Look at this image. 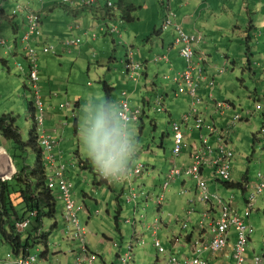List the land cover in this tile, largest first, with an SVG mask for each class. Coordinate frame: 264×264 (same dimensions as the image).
I'll list each match as a JSON object with an SVG mask.
<instances>
[{"label":"rangeland","instance_id":"obj_1","mask_svg":"<svg viewBox=\"0 0 264 264\" xmlns=\"http://www.w3.org/2000/svg\"><path fill=\"white\" fill-rule=\"evenodd\" d=\"M81 1L82 0H75V3L77 4L76 7H79ZM102 1L105 2L103 9L106 10L107 1ZM114 1L117 3H128L137 8L131 13L132 19L129 21L122 20V14L120 11H118V14H115L116 20L113 25L118 26L119 30L124 34L123 37H120L118 34L113 37L105 36L107 35L106 32L101 31L98 27V31L89 29L91 30V34L92 32L98 33V37L94 41H87L82 33L87 30L86 28H91V25L82 24L83 29L79 31L80 36L78 35L82 40L79 46L66 45L65 43L61 44V47L67 50H71L74 47H81L80 49H82L84 53L80 62H75L76 54L73 56H67L66 54L58 55L57 52V54L50 53V55H47L54 61L60 60L62 56L64 57V60L61 62L62 66L58 67L59 69H56L55 71V74L57 73L55 76L58 78L56 84L58 96L61 97L63 102L70 101L72 104L71 109H61L60 103L56 105L60 110V113L64 115L65 123L68 125V128H66L68 131L62 135V139L65 137V140L67 141L63 147V151L65 152V158L63 161L67 165L66 177H70L72 172L71 169H74L71 167L74 161L76 166L73 170L74 172H72L71 178L72 180L77 179L81 181V184L73 187V196L76 197V201L78 200L82 203L83 192L90 194V199H88L87 203L94 216V220H92V218H88L89 215L81 213L79 216L80 224L83 227L88 226L87 238L88 241H90L91 250L105 258L107 264H120L117 259L119 248H115L114 244L117 243L123 246L121 249L123 252L130 250L129 244L131 242H129L128 238L133 233V227L131 224H127L124 220L125 216L128 214V212L125 211V205H128L127 196L125 199H121V201H123L122 207L124 210L120 220L121 232L116 230L114 217L119 208L118 206L115 207L116 205L112 197H110V195L113 194H110L109 185L106 183L100 184V179L103 176V174H100L101 170H103V172H116L124 162V159L122 160L123 157H121L108 162L106 165L99 166L103 160H108L111 156V135L103 122L104 107L107 106L110 116L115 122V133L118 135L117 146L120 145L122 140V133H126L129 147L132 151H135L136 156H139L137 160L141 161L143 165L150 164L152 162L150 158L154 155V152H157L162 159L161 167H168V159L173 157L172 150L174 148V132L170 122L173 120L180 122V112L183 113L184 111L186 112V110H189L191 104V97L185 93L180 94V96L184 95L187 98V106L181 100H178L176 102L177 111L173 112L171 117L167 113L158 112L155 109V104L150 107H144L145 112L143 120L139 123L129 122L126 127H123V123L120 120L116 121L114 119L119 99H116L115 91H112L108 97L104 90V85L108 84L109 87L112 88L113 83L109 82L113 80L114 76L119 77V75H121L124 78H128L122 62L126 56L127 49L123 47L122 44L126 43L131 45L134 48L137 59L145 63L148 62L149 59L143 61L142 52L148 38H164V35H166L167 38L172 36L173 40L171 39L170 42L171 44H174L175 39L178 37L176 32H171L173 31L171 29L173 27H169L168 30L163 31V37L162 34L158 35L162 26L163 12L165 11L159 2L160 0ZM198 1L199 6L204 3L205 7L201 9L200 15L202 14V16L196 18V32L202 33L204 36L200 48L209 56L208 62L214 72L213 74L211 73V76H213L216 81L214 87V100L231 102L240 111L253 109L256 104L255 98H259L258 95H255V91L259 88L261 90V88L264 87L263 65H258V60H261L260 56L262 50H264V35L260 33L261 30L264 31V1ZM4 2L5 0H0V6L5 4ZM18 2L30 6L33 10L40 8L38 2H40V4H45V2H47V4L55 2L56 5L54 6L56 7L55 11L57 12H65L67 9L61 5L63 4L62 0H35V2L34 0H16V3ZM100 6L101 2L95 7ZM173 9L176 11L175 7H173ZM10 11H12L11 14H13L14 9H10ZM19 13H21V11H19ZM83 15H85L87 21H94V23L97 21L96 13L90 9L85 11ZM0 21V35L3 34L2 36L7 39L9 45L3 46L0 44V113L1 115H12L16 118V125L20 129L22 138L25 142H28L30 141L31 132L35 128L34 119L30 116V105L33 103L34 97L31 90H27L29 100L24 97V86H27L28 84L32 89V85L29 83L25 75L19 74L21 72L16 68V65L21 63L28 71L26 61L24 60L25 51L21 44V39L24 33H16L12 22L3 19L2 10H0ZM67 22L65 36L63 35V37L57 42L49 41L50 43L48 42V44L50 46H55V44L59 43L62 39H68H64L67 36V26L77 24L78 22L82 23V20L73 21L68 16ZM41 28L42 27L39 28V31L42 33ZM184 30L187 33L189 32L185 27ZM70 31L71 29L69 28V32ZM166 31L169 33L166 34ZM44 34L45 33H42V35ZM87 44L95 46V51H91L90 46L86 47ZM17 48L20 50V55L16 56V52H18ZM179 49V45L175 46L173 53L177 52ZM146 55L147 54L145 53V56ZM3 59L8 61L9 65L3 63ZM262 60H264V58ZM56 64H59V62ZM147 64L154 65L152 62ZM223 67L226 68V72L222 75H218L217 69ZM8 68H11V72H9ZM51 74L52 73L49 75V79H51ZM45 79L47 80L48 77H44V80ZM38 84L41 88L42 95V79ZM203 88H206L207 92L210 90L209 87ZM112 93L114 96H112ZM175 96L176 94L173 97L176 98L177 96ZM79 99L81 100L84 113H90L91 115H88L87 118H83L82 114L79 115L81 120L76 129L75 119L71 117L69 113L73 110L74 104L77 103V100ZM175 100H177V98ZM76 112L77 109H75V113ZM67 114H69L68 118L65 117ZM214 115L218 118L217 114L214 113ZM232 117L233 112L231 114L227 113L226 118L232 119ZM217 122L220 123V121ZM262 122L263 115H261V113L257 114L256 117L252 118L250 121L238 122L235 136L232 138V146L235 154L233 179L235 182H242L243 179H248V192L252 190L251 188L257 172L264 168V146L258 142L254 144L253 137V134L259 133L262 127ZM143 126H145L144 132L140 134V128ZM44 127H46V123H44ZM238 132L240 135H237ZM135 138L141 140V142L135 141ZM7 145L14 149L13 142L10 141ZM102 147H106L107 150L101 151L100 149ZM77 152L81 155L80 160L79 157L77 160L74 157ZM128 154L129 153H126V155ZM13 156L18 171L26 166L32 168L37 163V154L33 151H29L24 160L19 158L16 151H14ZM184 159H186V155L182 154V156L176 160V163L181 164ZM59 161L63 162L62 160ZM81 161H89L86 168H82ZM159 171H161L160 167ZM85 176H87L88 181H84ZM115 178L116 177H111L110 182ZM135 179L137 178L131 179L130 187H135V189H133L140 192L139 189L142 187L139 184L141 182L136 184L134 183ZM185 179L186 176H183L176 181L181 183V180ZM123 182L128 183L127 180ZM10 184L12 185L13 197H15L17 187L14 178L10 180ZM119 187L120 186L117 188L118 193H120ZM125 188L126 190L128 189L127 187ZM171 188L172 186L170 189ZM107 191H109V194L104 195ZM1 193L2 188L0 181V204ZM130 193L131 190L128 194L130 195ZM220 193L221 195L224 194L227 196V199H229L231 197L230 194H232V196L235 197L236 206L237 203L239 205L237 208L239 209L240 207L239 211L241 213L244 212L246 208V200L241 197L242 192L240 190H227L224 185L221 184ZM95 200L98 201V204H96ZM57 206L58 209L55 217L47 218L42 229V235L45 236V239H48V244H36L30 251L32 254H36L39 257L41 264H75V252L80 250V246L79 243L68 244L63 240L64 238L70 237L72 233L67 231V227L63 221L62 202L58 200ZM20 207L21 205L18 204L17 208L19 209ZM98 211H100V214H97ZM248 220L254 226L253 241L255 243L257 239V243L260 245L258 247V253L264 254V248H262V246H264V196L258 197L255 209ZM55 223H58L59 227L54 229L53 226ZM60 230L64 234L63 238L60 237ZM104 236H108L112 238V240L104 242ZM234 236L235 230L232 231L231 237L233 238ZM0 245L1 251H7L8 247L6 245ZM137 246L134 245V250L132 252L135 254L136 264H154L155 258L158 256L157 250L152 249L153 251L149 253L144 244H138ZM47 250L49 251V260L42 261ZM56 252L58 253L55 254ZM258 253L256 252V254ZM101 257H97L94 260L96 261V264H103V259H101Z\"/></svg>","mask_w":264,"mask_h":264},{"label":"built area","instance_id":"obj_2","mask_svg":"<svg viewBox=\"0 0 264 264\" xmlns=\"http://www.w3.org/2000/svg\"><path fill=\"white\" fill-rule=\"evenodd\" d=\"M65 3L75 4V0H63ZM84 4L90 6L99 3V0H82ZM108 7L113 8L114 3L108 1ZM41 16L35 12H29L27 18V25L25 34L22 38V43L25 46L26 54L30 63V70L28 79L32 85L34 93L35 108L37 111L36 124L39 129V144L43 146L45 167L49 172L47 178L48 187L57 192V198L63 205V221L66 224L67 231L72 233V239L78 241L80 250L75 252V264H94L95 257L91 254L89 249V241L87 238L88 230L80 224L78 211L82 207L76 208L75 200L72 196L73 185L66 177L67 165L59 161L55 149L59 146L61 140L59 138L49 135L44 127L46 121L47 108L41 100V88L39 86V52L33 47L32 42L34 38L40 35ZM173 27L178 34L174 44L180 46V56L185 60L186 67L183 71L177 72L173 75H164V80L172 81L176 85V96L180 94H188L191 97V104L189 110L183 113L180 122H173L172 129L174 132V148L172 150L173 161L172 167L166 175L162 187V194L157 198V203L162 205L164 202V193L168 187L178 178L186 176L187 179L195 182L198 190V196L190 197L188 199L189 207L183 218H175L176 222L180 224L183 229L189 226L191 216L196 213V206L201 202L205 209L201 212L200 228L210 231V238L207 242L198 239L194 242L195 256L194 258L181 259L170 251H168L161 243L157 236L159 229V222L150 224L148 228L153 229L154 240L153 246L159 255L166 257L168 264H211L207 260L201 258L203 251L209 250L213 254L225 252L232 245V259L233 264H264V255L254 254L251 258L247 257V249L249 246L250 237L254 229L248 223L247 217L250 215L252 208L258 201L259 196L264 195V168L259 170L256 174L255 181L252 185V190L248 192L246 197V208L243 213L239 211L235 205V197L231 195L229 199L223 197L217 192L211 191L210 183L205 172L212 171L216 180L226 183L233 182V161L234 152L232 149L231 136L233 129L237 122L243 121L245 118H251L255 113L264 110V96L255 104V107L243 112H235L232 119L228 120L224 127H220L216 122H209L206 114L201 109L204 106V98L200 94L203 84L210 88L208 93V101L215 107V113L221 117L226 118L227 112L233 109L230 102L215 101L214 99V85L215 79L207 74V69L210 66L208 62V55L206 52L199 48V45L204 40L202 33L188 34L185 32L183 26L176 22V14L168 10L163 22V29L166 30ZM80 27L77 26L76 29ZM106 30V29H102ZM110 34L120 33L118 26L112 25L107 28ZM87 31L86 34H89ZM264 35V31L260 32ZM94 39L98 37L97 34L92 35ZM81 38H74L65 40L66 45L79 46ZM5 40H0V44L4 45ZM56 48L54 46L46 45L42 48L45 54L54 53ZM169 63L167 54L156 55L152 62ZM124 68L127 75L133 82H139L145 65L136 60L134 51L131 47L128 48V54L124 60ZM20 69H22L19 66ZM226 68L217 69V74L222 75ZM123 98L117 111V118L125 126L129 122L140 121L143 109L142 106L132 107L124 91ZM164 97L158 96L155 100L157 111H164ZM206 105V104H205ZM61 108H71V103L67 102L61 105ZM183 127H188L191 130H200L205 133L201 134L198 145L193 149L191 156V163L188 165H179L176 160L182 156L187 150L186 133ZM264 136V129H263ZM215 140L213 144L210 139ZM126 135H123V143L111 157L104 161H114L128 152L129 146L125 141ZM146 172V166L142 163L134 165L131 169L127 166H122L113 175L117 181L127 180L131 185L132 178H138ZM104 172H102L103 174ZM13 175H6L5 180L10 179ZM112 177L110 173H104V178L109 179ZM246 188H248L246 186ZM182 195H188L189 190L183 188ZM138 194L131 188V193L128 197V202H137ZM146 201L152 200L148 195L144 198ZM213 210L218 211L216 217L213 216ZM145 217V215H144ZM135 219H130L128 222L134 224ZM29 224V220L17 224L19 230H23ZM235 230L234 240L231 237L232 231ZM140 244H144L143 240H139ZM230 245V246H231ZM133 242L129 244V251H126L119 256L120 264H130L133 260ZM0 264H41L39 257L36 254H29L25 257H16L13 253H8L7 256L0 260Z\"/></svg>","mask_w":264,"mask_h":264},{"label":"crops","instance_id":"obj_3","mask_svg":"<svg viewBox=\"0 0 264 264\" xmlns=\"http://www.w3.org/2000/svg\"><path fill=\"white\" fill-rule=\"evenodd\" d=\"M106 1H108V0H106ZM112 1H114V0H112ZM162 1H165L166 3H170V5H172L173 7L176 8V11H175L173 9V7L171 6L172 9L177 14L176 21L178 23H180L181 25H183V27H185V29H188L189 34L195 33L197 31L195 21H196V18L198 16H202V14L200 15V12H201V9L205 7L204 3H202L199 6L198 0H191V1H188V0H167V1L166 0H160L159 1L160 4ZM263 1L264 0H261V2H263ZM34 2H35V0H34ZM114 2H116V1H114ZM4 3L5 4H2L0 6V10H2V17H5V18L9 19L10 22H12V24L14 25V30L16 31L17 34H20V33L23 34L25 31V25H26V15H27L26 9L27 8L32 9V8L28 5L23 4L22 2L16 3V0H5ZM18 5H22L23 8L21 10H24V11L26 10V12L23 11V12L19 13L17 17L12 19L11 15H10V13L12 11H10V9L15 10L16 6H18ZM38 5H40V8L36 9L35 11L42 13V28H41V30H42V33H45L44 35L41 34V37L38 38V40L34 42V45L38 46L39 48H41V45L43 42H49V41L57 42L60 38L63 37V35L65 36V27L68 24V22H67L68 16L73 21L82 20V23L78 22L77 24H71V25L67 26V32H66L67 36L64 39L75 38L78 35L80 36L79 31H81L83 29V25L84 24H86V25L90 24L91 28H86L87 30H85L82 34H85L84 38H86L87 41H89V40L94 41V39L91 38V35H86V32L91 31L89 29H94V30L98 31V27L101 30L102 27H104L106 24L113 25V23L115 22V19H116L115 14H118V11H120L117 5L114 9H108L106 7V10H104L103 7L105 6V2L102 0H101V6L100 7H95V5H93V6H86L85 5L84 6L81 2L79 4V7H76L77 4L74 7H72L71 5L66 4L63 1V4H61V5L65 8H67L65 12L55 11V8H56L54 6V5H56L55 2H52L50 4H47V2H45V4H43V3L40 4V2H38ZM127 5H129V4L121 2L122 8H125ZM88 9H90L91 11L96 13V20L97 21L95 23H94V21H87L85 19V15H83V13H85V11H87ZM164 14H165V12H164ZM162 22H163V20H162ZM76 25H79L80 28L76 29L75 28ZM73 26L75 29L71 30L69 32V28L70 27L73 28ZM171 29L173 30L171 32L175 33L174 29L173 28H171ZM92 33H96V32H92ZM167 33H169V32L166 31V34ZM161 34L163 37L164 32L162 30V26H161V29H160L158 35H161ZM105 36H110V35H105ZM123 36H124V34L122 32V37ZM171 39L173 40L172 36H169L167 38L166 35H164V38H159V37L148 38L145 42L146 45H145V48L142 52V57L144 59L143 61H147L149 59V61L145 62V63H150V60H152L156 54H161V53H167L168 54V56L170 58V63L159 62L156 64V63L152 62L154 65L146 64V66L144 68V72H143L144 74L142 76V79L138 83L131 81V79L129 78L128 75H127L128 78H124L121 75H119V77L118 76L113 77V80L109 83H113L112 88H111V92L115 91L114 92L115 97L117 100L119 99L117 104H119L120 101L123 98H125V96L123 95V92L126 91V93H127L126 97L129 99L131 106H133V107L134 106H143V109L146 106L150 107L152 105H155V99L158 95L165 96V98H164L165 111H163V113H167L170 117L173 115V112L177 111L176 110V106H177L176 102L178 100H181L187 106V98L184 95H182L183 97L182 96H180V97L175 96L177 98V100H175L176 98L173 97L175 95L173 93L176 90V85L172 81L169 82V81H165L163 79L164 74H166V73L173 74L176 72H180V71L184 70V68H185V62H184V59L180 56L179 50L177 52L173 53L175 46H174V44H171V42H170ZM62 41H63V39L59 43L55 44V46L58 45L57 46L58 55L66 54L67 56H73L74 54H76L75 62L76 63L80 62L82 60V55L84 53L82 51V49H80L81 47L80 48L74 47L71 50H67V49L61 47V44H63ZM89 46L91 47V51H95V46H91L90 44L86 45V47H89ZM74 49H77V50H74ZM17 51L18 52H16V56L20 55V50H18V48H17ZM145 53L147 54L146 56H145ZM24 55H25V53H24ZM135 57H137L136 54H135ZM263 58H264V50H262V53L260 56L261 60H258L259 61L258 65H264V60H262ZM24 60L26 61L25 57H24ZM62 60H64L63 56L60 60L54 61L53 59H51L50 57H48L47 55H44L42 53H41V57H40V61H41L40 62V80L42 79V85H41V87H42V101L45 104V106L47 107V113H46L47 118L45 121V123H46L45 129L49 133V135L56 137V138H59L61 140L59 146L55 149V153H56L58 159L63 161V159L65 158V152L63 151V147L65 145V142H67V141L65 140V137H64V139H62V135H64L63 133L68 131L66 129V128H68V125L65 123L64 115L62 113H60V110L56 106L58 103H60V105H61L64 102L61 100V97L58 96V91L56 90V87H57L56 84H57L58 78L55 76L57 74V73L55 74L56 69H59L58 67L62 66V63H61ZM123 60H122V62H123ZM4 61H5L6 65H9L8 61H6V60H4ZM57 62H59V64H56ZM26 64H27V67L29 69V65H28L27 61H26ZM123 68H124V63H123ZM8 69H9V72H11V68H8ZM24 69H25V67H24ZM262 69H263V75H264V67ZM25 71H26V73L28 72L26 69H25ZM125 72L127 74L126 69H125ZM50 73H52L51 79H49ZM211 73L213 74L214 72L212 71V69L210 67V68H208V74H211ZM19 74H23V73H19ZM44 77L45 78L48 77V79L44 80ZM24 87H25L24 97L27 98V100H29L27 90L30 91L31 89H30L28 84H27V86L25 85ZM203 87H207V86L204 85ZM0 88H1V86H0ZM208 92H207L206 88L201 89V93H202L205 101L208 100ZM263 94H264V87H262L261 90L259 88L255 91V95H258V97L262 96ZM112 96H114V94ZM117 104H116V108H117ZM118 108H119V105H118ZM118 108L116 110V113L118 111ZM75 109H77L76 113H75ZM201 109L204 111V113L207 115V118L210 121L215 119V116L213 115L214 108L212 109L211 104L208 103V104L202 106ZM73 112L75 114H77L74 118L76 129L78 127L79 121L81 120V118H79V115L82 114L83 118L84 117L87 118L88 115H91L90 113H84L80 99L77 100V103L74 104L73 110L70 111L69 114L71 115V113H73ZM144 112H145V110H144ZM181 113L182 112H180V115L182 116L183 113L182 114ZM228 113L231 114V112H228ZM69 114H67L65 117L68 118ZM109 114H110V112H109ZM0 115H1V113H0ZM4 115H8V114H4ZM181 116H180V119H181ZM114 119L116 121H118L116 114L114 116ZM142 120H143V116L139 122H141ZM215 120L220 121V123H218V125L220 127H224L227 124L229 119L228 118L223 119V118L219 117V118H216ZM173 121H175V120H173ZM103 122L105 124V116H104ZM139 122H137V123H139ZM263 124H264V115H263L262 125ZM156 127H157V125H156ZM144 129H145V126L140 128V134H142L144 132ZM186 132H187L186 141L188 143V152L185 153L186 159H184V161L181 163V165H183V164L188 165L191 163V156L193 153V149L198 145L199 138L201 135L200 131H192L190 129L189 130L187 129ZM235 133H236V128L234 129V132L232 134V138H233V136H235ZM238 134L240 135L239 132L237 133V135ZM121 137L123 138V135H121ZM253 137H254V144H256L258 142V143L263 145L262 138H261V135L259 133L253 134ZM135 141L141 142V140H138L136 138H135ZM210 141L213 144H215V140L213 138L210 139ZM8 142H10V141L8 139H6L4 137V135L0 132V181L5 179L6 175H13L14 173H16V171H18L17 167H16V162H15V160L11 154L12 153L11 151L13 149L7 145ZM128 153H129L128 155H126L125 157L122 158V160L124 159V162L122 165L130 166V169H131L135 164L142 163L141 161L137 160L139 156H136L135 151H132L131 148H130V151ZM153 154L154 155L150 158V160L152 162L150 164H147L148 169H146L145 174L140 176L141 178L138 177L134 181V183H136V184L141 182L139 185H141V187H142L139 189L140 192L136 191V193L138 194L137 202L136 203L135 202H130V203L127 202L128 205H125V211L128 212V214L125 216V219H124L125 222L128 224V222H127L128 220L135 219V221H134L135 225L133 226L131 224L133 227V233L128 238L129 242H133V245L137 246L138 244H140V242H138V241L143 240L144 246H146L147 251L150 253L151 251H153L152 249H155V247H153L154 233H153V229L148 228V226L150 224H153L154 222H159V229L157 231V236L161 240L162 245L168 251H170L171 253H173L177 257H180L181 259L194 258V256H195L194 254H195V250H196L194 242L198 239H202L204 242H207L208 239L210 238V231L208 229L205 230V229L200 228L201 212L205 209V206L201 202L197 203L196 213L191 216V220H190V223H189L187 230H182L180 225L176 222L175 218L183 217L186 213V209L189 207L188 199L190 197L198 196V190L196 188L195 182L192 180H189L187 178L185 180H181V183H178L179 181H174L164 193L163 204L159 205L157 203V198L162 194V187H163L164 181L166 179V175H167L168 171L171 169L173 157L168 159V167H161L162 159L159 157L157 152H154ZM74 157L76 158V160L78 159V157H79V160L81 159V155L78 152L74 155ZM75 166H76L75 162L73 161V165L71 167L75 169ZM159 167L161 168V171H159ZM74 169H71L72 172H74L73 171ZM72 172H71L70 177L68 179L72 182L73 187L75 185L76 186L80 185L81 181H79L77 179L72 180V178H71ZM205 176L207 177V179L211 183V191H217L218 193H220L221 184H223V183H220L216 180L214 173L212 171L211 172L210 171L205 172ZM85 177H86V179H84V180L88 181L87 176H85ZM105 183L107 185H109V187H110V194H113V195H110V197H112V199L116 205L115 207L118 206V208H119L118 217H119V222H120L122 214L124 212L123 207H122L123 201H121V199H125L127 196H129L128 193L131 190V187H130L129 183H126L123 181H116L114 183L108 181ZM235 183H238V182H235ZM246 183H248V181H246L244 184H246ZM223 185H224L225 189L230 190L226 187L225 184H223ZM118 186H120L119 187L120 193L117 192ZM171 186H172V188L170 189ZM125 187H127L128 189L126 190ZM133 188L135 189V187H133ZM183 188H186L189 190L188 195H182L181 194V191ZM107 194H109V191H107L104 195H107ZM146 195L150 196L152 198V200L146 201L144 199ZM231 195L232 194H230V196ZM223 196L225 198L227 197L224 194H223ZM246 196L247 195L245 194V195H242L241 197L245 199ZM73 197H74V199H76L75 196H73ZM107 197H109V196H107ZM88 199H90V194L83 192V201H82L81 206H83L84 209H86L84 214L89 215L88 218H90V219L92 218V220H94L92 210H90V206L87 203ZM236 199H237V195H236ZM95 202H96V204H98L97 200H95ZM77 203H80V202L77 200ZM235 205H236V203H235ZM237 206H239L238 203H237ZM62 208H63V205H62ZM239 209H240V207H239ZM97 214H100V211H98ZM212 214L214 217H216L218 215V211L213 210ZM144 215H145V217H144ZM87 227L88 226H86V228ZM116 230L118 232H121L120 228L116 229ZM60 237H62V238L64 237V234L62 231L60 233ZM104 237H105V238H103L104 242L112 240V238H110L108 236H104ZM63 240H65L66 243H68V244H71V243L77 244L78 243V241H74L72 239V236L64 238ZM233 240H234V237H233ZM232 243L233 242H231L230 245ZM255 243H254L253 238H252L251 242L249 243L248 249H247V257L248 258H251L254 254H256V252L258 253V247L260 245L257 243V239H256ZM230 245L226 249L225 252H221L219 254H213L209 250L203 251L201 254V258L207 260L211 264H233L232 253H231L232 245L231 246ZM114 246H115V248H119V251L117 254V259L119 262L120 254L124 253L121 250L123 248V246H121L117 243L114 244ZM89 248H90L91 254L95 257V259L97 257H101L99 254H96L91 250L92 248L90 245V241H89ZM137 248H138V246H137ZM262 248H264V246H262ZM0 251H1V245H0ZM8 253H12V251L9 248H7V251L2 250L0 252V260L4 259ZM57 253L58 252H56L55 254H57ZM144 253H147V252H144ZM29 254H32V253L30 252ZM133 255H134V257H133V260L130 264H136L135 254H133ZM261 255H264V254H261ZM101 259H103V264H107V262H106L107 260L105 258L101 257ZM48 260H49V251L47 250V253L43 257L42 261H48ZM94 264H96V261H94ZM154 264H168V262H167V259L165 256L158 254V256H156V258H155Z\"/></svg>","mask_w":264,"mask_h":264},{"label":"trees","instance_id":"obj_4","mask_svg":"<svg viewBox=\"0 0 264 264\" xmlns=\"http://www.w3.org/2000/svg\"><path fill=\"white\" fill-rule=\"evenodd\" d=\"M218 2H223V0H217ZM118 6L121 17L123 21H129L132 19L131 13L137 8L133 5H127L125 8L121 7V3L115 2ZM12 19L15 18L11 14ZM4 20L9 21V19L3 17ZM12 21V20H11ZM1 28V21H0ZM0 35V40L7 39ZM200 48V45H199ZM201 49V48H200ZM180 51V49H179ZM5 63V61L3 62ZM6 64V63H5ZM104 90L108 97L111 93V88L105 84ZM31 106V117L34 119L35 128L31 132L30 141L25 142L20 134V129L16 125V119L12 115H0V132L4 137L14 144V151L18 153L20 159L24 160L29 151H33L37 154V163L34 167L26 166L22 170L17 171L16 175L13 177L16 181L17 190L15 192V197H13L12 185L10 180H1V204H0V244L6 245L16 257H25L31 251V248L39 243L48 244V239L42 235V229L47 218H54L58 209V198L57 192L48 187L47 178L49 175L48 170L44 165L43 157V146H40L38 142V130L35 122V109L33 103ZM107 106L104 107L105 125L111 135V152L115 151L117 148V134L115 133V122L108 112ZM12 150V156L14 151ZM101 151L107 150L106 147H102ZM14 158V156H13ZM82 168H86L89 161L82 162ZM101 167V165H99ZM147 166V165H146ZM129 167V166H128ZM101 174V173H100ZM86 179V177L84 178ZM85 181V180H84ZM249 180L243 179L242 182L238 183H226L228 189H238L245 195L247 189L245 188V182ZM71 182V181H70ZM107 181L100 179V184ZM72 183V182H71ZM246 183V184H248ZM73 191V189H72ZM73 196V192H72ZM264 196V195H263ZM74 199V197H73ZM75 200V199H74ZM76 203V208L82 207L78 211V216L81 213H85L82 203ZM21 205L18 209L17 206ZM257 204V202H256ZM255 204V206H256ZM252 208L250 215L247 217L248 223L253 227L252 223L248 220L251 217L252 212L255 209ZM119 210H117L114 220L115 228H120L119 222ZM29 220V224L21 231L18 229L17 224ZM179 224V223H178ZM180 225V224H179ZM59 224L55 223L53 228H58ZM181 227V226H180ZM188 228V227H187ZM183 229L182 230H187ZM253 234L250 237L252 240ZM90 249V248H89Z\"/></svg>","mask_w":264,"mask_h":264},{"label":"clouds","instance_id":"obj_5","mask_svg":"<svg viewBox=\"0 0 264 264\" xmlns=\"http://www.w3.org/2000/svg\"><path fill=\"white\" fill-rule=\"evenodd\" d=\"M80 1V0H79ZM108 1H112V0H108ZM108 1H107V4H106V7L108 8V9H114L115 7H116V3L114 2V1H112L113 3H114V7L113 8H109L108 7ZM82 3H83V5L85 6L86 4H84V2L83 1H81ZM100 2H101V0H99V3H96V4H93V5H97V4H100ZM65 3V2H64ZM66 4H68V3H66ZM69 5H71V4H69ZM76 5V3L72 6V7H74ZM93 5H90V6H93ZM86 6H88V5H86ZM161 6L165 9V14H164V12H163V22H164V18H165V16H166V13L168 12V10H171L172 12H174L175 13V11L172 9V7H171V5H170V3H166L165 1H162L161 2ZM23 8V6L22 5H18V6H16V9L13 11V15L15 16V17H17L18 16V14H19V11H21V12H23L24 10H21ZM27 10V15H26V25H27V18H28V14H29V12H35V13H38L40 16H41V25H40V27H42V13H40V12H38V11H35V10H33V9H29V8H27L26 9ZM26 10H25V12H26ZM176 14V13H175ZM176 18H177V14H176ZM116 20V19H115ZM163 22H162V30L163 31H165L164 29H163ZM177 22V21H176ZM178 23V22H177ZM180 24V23H179ZM26 25H25V30H26ZM77 26H79V25H76L75 26V28L77 27ZM112 25H109V24H106L104 27H102V29H106V30H102L101 29V31H104V32H106V34L107 35H110V36H115L116 34H110V33H108L107 32V28L108 27H111ZM183 26V25H182ZM74 28V26H73V28H71L70 27V29L71 30H74L75 29ZM184 28V27H183ZM166 30H168V29H166ZM175 30V29H174ZM120 31V30H119ZM261 31H263V30H261ZM260 31V32H261ZM176 32V31H175ZM186 32V31H185ZM195 33H197V32H195ZM195 33H192V34H195ZM24 34H25V31H24ZM41 32H40V35L38 36V37H36V38H34L35 40L32 42V45H33V47L34 48H36L37 50H38V52H39V62H40V57H41V53L42 54H44V55H50V53L49 54H45V53H43L42 52V48L44 47V46H46V45H49L48 44V42H43L42 43V45H41V48H39L38 46H35L34 45V42L35 41H37L38 40V38H40L41 37ZM94 34H97V35H99L98 33H89V34H86V35H91V38L92 39H94L93 37H92V35H94ZM120 37H122V32L120 31V33H117ZM189 34V33H188ZM83 35H85V34H83ZM24 36V35H23ZM23 36H22V38H23ZM75 38H79L78 36H76ZM68 39H70V38H68ZM68 39H66V40H68ZM71 39H74V38H71ZM95 40V39H94ZM64 41L65 40H63V42L62 43H64ZM5 44L3 45V46H9L8 45V41H6L5 40ZM21 44L23 45V43H22V39H21ZM52 46H54V45H52ZM122 46L123 47H125L126 49H127V51H126V56H127V54H128V48L129 47H131L132 49H133V51H134V48L131 46V45H128V44H122ZM174 46H176L175 44H174ZM55 48H56V51L53 53V54H57V52H58V50H57V46H54ZM23 48H24V51H25V55H24V57H25V59H26V61L28 62V65H29V69H28V72L26 73V71H25V69H24V67L22 66V64L21 63H19V64H17L16 65V67H17V69L21 72V73H23V75H25L26 77H27V79H28V73H29V70H30V63H29V59H28V57H27V54H26V50H25V46L23 45ZM164 54H167V53H164ZM134 55H135V51H134ZM159 55V54H158ZM168 55V54H167ZM126 56H125V59H126ZM155 57V56H154ZM169 57V56H168ZM124 59V60H125ZM154 59V58H153ZM153 59L152 60H150V62H152L153 61ZM124 60H123V62H124ZM136 60L137 61H139L138 59H137V57H136ZM169 60H170V58H169ZM185 61V60H184ZM38 62V63H39ZM139 62H141V61H139ZM162 62H164V61H162ZM143 63V62H142ZM170 63V62H169ZM186 63V62H185ZM145 66H146V64L147 63H143ZM251 65V64H250ZM19 66L22 68V69H20L19 68ZM262 67H264V65L262 66ZM145 68V67H144ZM210 68V67H209ZM185 69V68H184ZM183 71V70H182ZM39 72H40V66H39ZM143 72H144V70H143ZM181 72V71H180ZM226 72V71H225ZM177 73V72H176ZM143 74L144 73H142V76H143ZM173 74H175V73H173ZM173 74H170V75H173ZM207 74H208V69H207ZM164 75H167V74H164ZM208 75H210L211 76V74H208ZM142 76H141V78H140V80L142 79ZM212 78H214L213 76H211ZM40 78V77H39ZM163 79H164V76H163ZM215 79V78H214ZM139 80V81H140ZM28 81H29V79H28ZM132 81V80H131ZM169 81V80H168ZM170 82V81H169ZM30 83V82H29ZM138 83V82H137ZM215 83H216V81H215ZM204 85H206V84H203V86ZM207 86V85H206ZM214 87H215V85H214ZM31 89V88H30ZM31 91H32V93H33V89H31ZM176 91V90H175ZM175 91H174V93H175ZM126 92V91H125ZM213 92H214V89H213ZM209 93V92H208ZM200 94L202 95V93H201V90H200ZM33 96H34V93H33ZM158 96H163V95H158ZM157 96V97H158ZM203 96V95H202ZM264 96V94L262 95V96H260L259 98H255V100H256V103L260 100V98L261 97H263ZM156 97V98H157ZM164 98H165V96H163ZM178 97V96H177ZM257 97V96H256ZM204 98V97H203ZM41 100H42V95H41ZM129 100V99H128ZM156 100V99H155ZM209 100V99H208ZM205 101V99H204V102H205V104H208L209 103V101ZM214 100V99H213ZM43 102V101H42ZM67 102H69L70 103V101H67ZM67 102H64V103H67ZM226 102V101H225ZM64 103H62V104H64ZM231 103V102H230ZM61 104V105H62ZM131 104V103H130ZM204 104V105H205ZM209 104H211V106H212V109L214 108V111H213V115H214V113H215V107H214V105L212 104V103H209ZM33 105H34V109H35V122H36V117H37V111H36V108H35V102H34V98H33ZM45 105V104H44ZM61 105H60V108H61ZM232 105H233V109L232 110H230L229 112H233V115H234V113L235 112H243V110L242 111H240L233 103H232ZM133 107V106H132ZM134 107H136V106H134ZM255 107V106H254ZM47 108V107H46ZM71 108H72V104H71ZM71 108H64V109H71ZM61 109H63V108H61ZM142 109H143V106H142ZM156 110H157V108H155ZM164 111H165V107H164ZM159 112V111H158ZM163 112V111H162ZM228 113V112H227ZM262 114V115H264V110H262V111H259V112H257V113H255V115L254 116H252L251 118H245L243 121H250L252 118H254V117H256V115L257 114ZM216 114V113H215ZM144 115V109H143V114H142V116ZM183 115V114H182ZM218 115V118L219 117H221L219 114H217ZM227 115V114H226ZM30 116H32V115H30ZM71 117H73V118H75V116H76V114L73 112V113H71V115H70ZM116 116H117V113H116ZM215 116V115H214ZM182 117V116H181ZM206 117H207V115H206ZM142 118V117H141ZM221 118H223V117H221ZM215 119H216V117H215ZM215 119H213L212 121H210L208 118H207V120L209 121V122H216L217 123V125H218V122H217V120H215ZM223 119H225V118H223ZM119 120V119H118ZM141 120V119H140ZM230 120V119H229ZM180 121H181V119H180ZM243 121H241V122H243ZM139 122V121H138ZM173 122H178V121H172L171 123H170V125H172V123ZM237 124H238V122L236 123V125H235V127H234V129L236 128V126H237ZM127 125V124H126ZM126 125L124 126L123 125V127H126ZM36 126H37V124H36ZM219 126V125H218ZM172 127V126H171ZM183 129H184V132L187 134V132H186V130L188 129L189 130V128L188 127H183ZM234 129H233V132H234ZM263 129H264V124L262 125V127H261V129H260V131H259V134L261 135V138H262V142H263V145H264V136H263ZM37 130H38V138H39V134H40V132H39V129H38V127H37ZM191 130V129H190ZM192 131H200V130H192ZM201 132V134L202 133H204V131H200ZM126 135V133H122V135ZM200 137H201V135H200ZM199 140H200V138H199ZM125 141L127 142V136H126V139H125ZM39 142V141H38ZM122 143H123V138H122V140H121V142H120V145L115 149V151L118 149V148H120L121 147V145H122ZM186 143H187V141H186ZM199 143V142H198ZM231 143H232V136H231ZM128 144V143H127ZM187 145H188V143H187ZM41 146V145H40ZM129 146V145H128ZM232 146V145H231ZM232 149H233V146H232ZM115 151H113L112 153H111V155L115 152ZM130 151V147H129V150H128V152ZM127 152V153H128ZM188 152V150L185 152V153H187ZM233 152H234V149H233ZM184 153V154H185ZM125 155H126V153H125ZM125 155L124 156H122V157H125ZM235 155V154H234ZM43 157H44V152H43ZM111 157V156H110ZM121 158V157H120ZM104 161H107V160H103L102 162H101V166H103V165H106V164H108V162H111V161H108V162H106L105 164L103 163ZM173 161V160H172ZM143 164V163H142ZM44 165H45V160H44ZM136 165V164H135ZM179 165H181V164H179ZM122 166H127V165H122ZM121 166V167H122ZM146 166V165H145ZM120 167V168H121ZM128 167V166H127ZM172 167V166H171ZM233 167H234V161H233ZM128 168H130V166L128 167ZM146 169H148V167L146 166ZM118 171V170H117ZM102 172H103V170H101L100 171V173L102 174ZM16 173H17V171H16ZM104 173H110V174H112V177H115L113 174L115 173V172H109V171H104ZM104 173H103V176H102V179H104L105 181H110V178L109 179H105L104 178ZM16 175V174H15ZM14 175V176H15ZM14 176H12L10 179H8V180H11V179H13V177ZM3 180H5V179H3ZM117 180H116V178L115 179H113V181H112V183H114V182H116ZM218 181V180H217ZM218 182H220V183H222L221 181H218ZM224 183V182H223ZM232 183H234V179H233V182ZM246 186L249 188V183L248 184H245V188H246ZM248 188H246L247 189V192H246V195L248 194ZM213 192H217V191H213ZM218 193V192H217ZM220 194V193H219ZM221 195V194H220ZM223 196V195H222ZM129 197V196H128ZM224 197V196H223ZM247 197V196H246ZM127 200H128V198H127ZM245 200H246V198H245ZM128 202V201H127ZM128 203H130V202H128ZM197 207V206H196ZM240 210V209H239ZM243 213V212H242ZM129 221V220H128ZM127 221V222H128ZM128 224H132V223H130V222H128ZM133 226L135 225V223L134 224H132ZM86 227V226H85Z\"/></svg>","mask_w":264,"mask_h":264},{"label":"bare ground","instance_id":"obj_6","mask_svg":"<svg viewBox=\"0 0 264 264\" xmlns=\"http://www.w3.org/2000/svg\"><path fill=\"white\" fill-rule=\"evenodd\" d=\"M233 63V62H232Z\"/></svg>","mask_w":264,"mask_h":264}]
</instances>
